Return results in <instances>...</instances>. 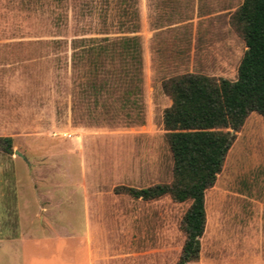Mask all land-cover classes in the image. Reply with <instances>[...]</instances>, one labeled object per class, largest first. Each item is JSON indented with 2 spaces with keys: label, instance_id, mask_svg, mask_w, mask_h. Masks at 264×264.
I'll use <instances>...</instances> for the list:
<instances>
[{
  "label": "rangeland",
  "instance_id": "rangeland-1",
  "mask_svg": "<svg viewBox=\"0 0 264 264\" xmlns=\"http://www.w3.org/2000/svg\"><path fill=\"white\" fill-rule=\"evenodd\" d=\"M242 3L0 0V264L179 261L191 203L125 189L172 182L163 83L185 74L236 80ZM134 16L137 32L128 33ZM103 33L139 38V105L133 86L113 75L117 62H104L99 90L87 60L73 65L72 40ZM231 132L190 264H264V118L252 112Z\"/></svg>",
  "mask_w": 264,
  "mask_h": 264
},
{
  "label": "trees",
  "instance_id": "trees-1",
  "mask_svg": "<svg viewBox=\"0 0 264 264\" xmlns=\"http://www.w3.org/2000/svg\"><path fill=\"white\" fill-rule=\"evenodd\" d=\"M128 33H136L137 16ZM246 51L236 80L214 79L206 75L185 74L166 80L164 91L172 105L165 109L163 123L173 155V180L144 189L126 188L137 199L153 200L169 195L179 203L191 205L183 218L186 240L176 264H190L199 258L207 214L205 195L216 182L232 142L248 115L264 118V0H243L234 14ZM125 26L126 23H121ZM81 37L72 40V61L79 67L87 60L92 69V87L102 73L104 62L121 70L114 72L133 86V105H139L142 84V49L136 35L111 38ZM11 145V139L5 140Z\"/></svg>",
  "mask_w": 264,
  "mask_h": 264
},
{
  "label": "crops",
  "instance_id": "crops-1",
  "mask_svg": "<svg viewBox=\"0 0 264 264\" xmlns=\"http://www.w3.org/2000/svg\"><path fill=\"white\" fill-rule=\"evenodd\" d=\"M256 261V263H258V264H262L263 262L262 261H260V260H255Z\"/></svg>",
  "mask_w": 264,
  "mask_h": 264
},
{
  "label": "water",
  "instance_id": "water-1",
  "mask_svg": "<svg viewBox=\"0 0 264 264\" xmlns=\"http://www.w3.org/2000/svg\"><path fill=\"white\" fill-rule=\"evenodd\" d=\"M19 154H20V153H19ZM20 155L23 157L24 160L27 161V158H26L24 155H22V154H20Z\"/></svg>",
  "mask_w": 264,
  "mask_h": 264
}]
</instances>
